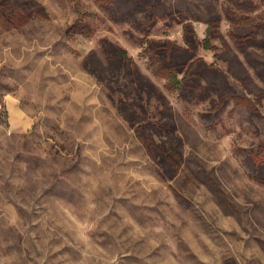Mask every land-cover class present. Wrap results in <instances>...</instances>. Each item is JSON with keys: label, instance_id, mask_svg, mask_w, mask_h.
<instances>
[{"label": "rangeland", "instance_id": "374dc122", "mask_svg": "<svg viewBox=\"0 0 264 264\" xmlns=\"http://www.w3.org/2000/svg\"><path fill=\"white\" fill-rule=\"evenodd\" d=\"M159 1L146 8L173 14L152 25L97 0H0L16 13L0 15V264H264V175L251 167L264 162V75L248 57L264 51L239 41L264 33V0ZM191 65L208 70L193 95L171 81L193 82ZM215 70L239 93L220 76L203 89ZM167 122L175 169L140 138L170 146L147 125Z\"/></svg>", "mask_w": 264, "mask_h": 264}, {"label": "trees", "instance_id": "16d2710c", "mask_svg": "<svg viewBox=\"0 0 264 264\" xmlns=\"http://www.w3.org/2000/svg\"><path fill=\"white\" fill-rule=\"evenodd\" d=\"M97 2L100 4V6L102 7V9L106 10L108 13H111V17L112 18H116V19H121V20H126L129 15H133L136 12H145L149 17H150V23L153 25L155 24V22H157V20L164 18L165 15L171 16L173 14V12H166V13H158L155 11H150L149 9L146 8V4H145V0L141 1L140 0H97ZM162 0H160L158 2V4H161ZM175 5V4H174ZM174 7V6H173ZM32 8V7H31ZM172 8V7H171ZM175 8V7H174ZM164 10H167L166 8ZM115 11H121L123 13L122 17H118L112 14V12L115 14ZM173 11V10H171ZM0 15L4 18H7L10 22H13V18L14 16H16L15 11H8V9H0ZM34 13L31 12V16H33ZM115 16V17H114ZM215 17H212V19H214ZM248 29H250L249 31H247ZM247 30L242 31L241 36L239 38L240 44H241V48L243 50H247L248 47H257L258 49H262L264 51V38L262 36V32H260L259 29H256L254 27H250ZM261 35V36H260ZM153 49H158V48H166L167 47V43L164 41H157V40H153L151 41ZM103 50H109V51H113L115 52V54L117 52H125L126 50L123 47H120L119 45H117L114 42L108 41L107 39H105L103 41ZM180 49H176L174 50L179 51ZM96 50H92V54L95 55ZM161 51V50H159ZM175 52H173L171 54V58L172 59H176L178 57H180L181 55L179 54H175ZM118 55V54H117ZM249 57V62L253 65L254 69L257 72V75L259 76H263L264 75V54H257L256 58H254V56L251 57V54L248 56ZM192 58V56L190 57V59ZM231 61L233 62V64H237L239 67L242 68V72H240V75H244L246 77H241L242 82L247 86L249 83V85L252 87H249L251 89L256 88L259 89L258 86L256 85V83L254 82V80L252 79L251 76L248 75L247 70L243 67V65L241 63H239V61H236L235 57L230 54ZM188 59V60H190ZM251 59V61H250ZM188 60L186 61V63L182 64L183 66V72L185 70V68L188 66L189 62ZM108 61V60H107ZM110 62V60L108 61ZM109 64H113L115 66L114 63H109ZM168 66H170L168 63H166ZM178 63H176L177 65ZM175 65V66H176ZM193 70V65L190 66V70H189V75H190V71ZM197 72V71H196ZM208 72V70L204 69L201 73H194L192 72V74L190 75L191 80H193V82H191L188 78V75L185 74V76L183 77H179L178 74L172 78V82L179 88V91L182 93H186L189 92L187 90H190V92H193L195 89L197 88H202L200 85V82L207 78L206 73ZM135 74V71L132 70V75ZM215 78L216 79H211L209 80L207 83V86H204L203 89H211V90H216L217 89V85L215 84L217 81L219 82V76L221 78L220 83L223 84V89H226L227 91H230V93L235 92L236 94H238V90L236 88H234V86L232 84H230V79L228 80V78L223 74L222 71H218L215 70ZM239 74V73H238ZM171 73L168 74V76H170ZM130 81L132 83H136L137 81L135 80V78L133 76L129 77ZM182 85L186 86L183 87ZM181 86V88L179 87ZM143 87L139 88L138 91H141ZM262 91V90H261ZM260 91L259 94H262ZM193 93H191V95H193ZM221 94V98L224 100V104L227 102V98L225 95H222V92H220ZM232 95V94H231ZM260 96V95H259ZM262 97V96H261ZM260 97V98H261ZM230 98V97H229ZM127 106H129V108L131 109L132 107H130L129 104H127ZM254 114L253 115H257L258 110H253ZM259 116V115H257ZM169 117L170 120H173L174 117V113L173 111L169 112ZM169 120V122H171ZM132 122H136L135 120H133ZM149 125V127H151V130L154 128L155 130V134H159L161 135L162 133L170 136L171 141H170V146H167V144H162L160 146H156V142L153 138V135H150L148 138H144V137H140L141 140L148 146V148H155L156 152H157V157L159 158V161L162 163H167L170 166H172L174 169L181 163V160L183 158V154L180 151V149L178 148V142L174 139V137H177L175 134V125H172L170 123H165L163 125H157V124H147ZM147 125H141V127H146ZM262 153H258L256 154V156L254 158H258L254 161H252V165L251 167L253 168L254 171H257L258 175L263 176L264 175V162L261 161L260 156ZM253 156V155H251ZM256 173V172H255Z\"/></svg>", "mask_w": 264, "mask_h": 264}]
</instances>
